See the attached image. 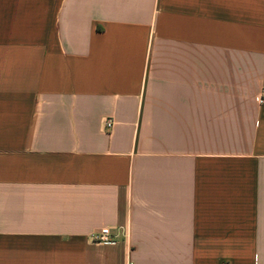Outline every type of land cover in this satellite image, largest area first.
Masks as SVG:
<instances>
[{
    "label": "crops",
    "instance_id": "1",
    "mask_svg": "<svg viewBox=\"0 0 264 264\" xmlns=\"http://www.w3.org/2000/svg\"><path fill=\"white\" fill-rule=\"evenodd\" d=\"M263 89L264 0H0V264H264Z\"/></svg>",
    "mask_w": 264,
    "mask_h": 264
},
{
    "label": "built area",
    "instance_id": "2",
    "mask_svg": "<svg viewBox=\"0 0 264 264\" xmlns=\"http://www.w3.org/2000/svg\"><path fill=\"white\" fill-rule=\"evenodd\" d=\"M258 103L260 105H264V89L261 91V93L258 96ZM116 122L112 118H107L104 121V130L107 134L112 135L113 131L115 130ZM117 232V228H110L106 227L101 229L99 232H96L93 235V240L98 243H114L117 241V235L115 234Z\"/></svg>",
    "mask_w": 264,
    "mask_h": 264
}]
</instances>
